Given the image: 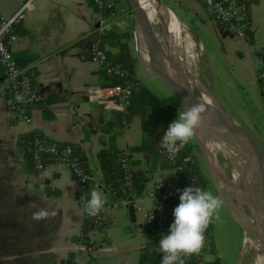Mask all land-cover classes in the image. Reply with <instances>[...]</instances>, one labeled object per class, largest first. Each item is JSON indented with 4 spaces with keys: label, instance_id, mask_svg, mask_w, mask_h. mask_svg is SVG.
Instances as JSON below:
<instances>
[{
    "label": "crops",
    "instance_id": "crops-1",
    "mask_svg": "<svg viewBox=\"0 0 264 264\" xmlns=\"http://www.w3.org/2000/svg\"><path fill=\"white\" fill-rule=\"evenodd\" d=\"M24 1L0 0V13L10 16ZM173 1L218 42L233 75L248 87L255 109L264 114L257 80V59L264 51V0H248L250 40L236 37L214 21L201 0ZM98 22L99 15L91 0H32V8L15 26L18 39L12 45L14 58L20 66L31 67L41 98L31 106L32 121L25 123L11 116L0 96V264L158 262L157 246L143 230L139 217L133 216L127 207H112L99 153L126 150L132 159L139 191L171 175L173 169L159 156L161 147L133 149L146 142L149 132L152 135L160 132L150 125L154 108L143 104L122 112L105 109L88 99L90 89L108 85L106 76L86 52ZM188 25L196 34L192 24ZM125 42L124 38L101 36L110 61L118 53L119 43ZM131 56L135 61L134 76L140 82L137 75L140 64L132 52ZM5 84V74L0 68V87ZM160 100L177 111L173 102ZM32 132L78 147L83 164L100 181L101 188L97 190L106 199L98 213L101 221L97 227L84 229L87 219L77 201L82 187L65 166L48 164L40 171L26 166L19 139ZM261 143L264 145L259 140ZM93 189L89 186L83 191L86 203ZM39 209H56L57 214L35 221L32 214Z\"/></svg>",
    "mask_w": 264,
    "mask_h": 264
},
{
    "label": "built area",
    "instance_id": "built-area-1",
    "mask_svg": "<svg viewBox=\"0 0 264 264\" xmlns=\"http://www.w3.org/2000/svg\"><path fill=\"white\" fill-rule=\"evenodd\" d=\"M99 15V22L90 40L86 52L89 59L98 65L105 76L116 83L98 86L89 90L88 99L101 104L105 109H113L126 112L131 103V98L137 84L130 78L129 71L122 63L110 61L106 50L101 43L104 32L122 33L126 27V15L129 11L117 0H91ZM209 10L214 21L224 26L238 38L250 40V15L247 3L244 0H201ZM32 8V0H26L20 8L10 16L0 13V68L5 74L6 84L0 87L2 97L7 110L17 121L30 123L32 121L31 106L37 103L41 96L35 84L30 66H19L14 58L12 45L18 39L15 26L20 23L27 11ZM257 80L263 83L261 96L264 100V51H261L257 59ZM22 100H17V96ZM27 142L24 152L29 153L33 169L40 171L48 164H61L70 174L80 182L82 192L77 196V201L83 210L84 217L91 227H97L101 218L99 214L89 216L84 211L86 204L83 191L91 186L100 189L101 183L91 171H89L75 154L74 146L70 142H59L44 135L32 134ZM19 141L24 139L20 137ZM184 147L176 155L170 156L166 150L159 148L161 159L171 165V175L159 179L150 185L137 190L135 185V172L132 159L126 150L117 153L116 160L122 170V193L115 194L109 186H105L111 193L112 207H132L135 215L139 217L142 228L154 240L157 248L162 235L169 234V227L174 221L173 210L179 204V194L188 186L199 187L202 190L203 183L197 173L192 172L193 166L199 165V155L191 150L183 154ZM179 190V191H178ZM211 224V223H210ZM210 225L204 236V246L198 254L182 256L184 264H220L207 263L204 256L211 251ZM82 241V234L78 242ZM163 253L159 252L158 263L161 264ZM56 264H61L57 262Z\"/></svg>",
    "mask_w": 264,
    "mask_h": 264
},
{
    "label": "rangeland",
    "instance_id": "rangeland-1",
    "mask_svg": "<svg viewBox=\"0 0 264 264\" xmlns=\"http://www.w3.org/2000/svg\"><path fill=\"white\" fill-rule=\"evenodd\" d=\"M157 1L169 8L179 20L185 22L187 25L188 23L192 24L191 26L196 31L195 35L198 36L197 39L201 46L197 49L198 54L196 62L193 64V68H190L194 77L209 91H212L214 99L220 103L221 107L230 117L236 120L240 125H244L252 129V132L256 135V137L264 143V114L263 112L255 109L252 100H250L248 87L243 86V84L233 75L228 62L225 59L224 52L218 42L212 38L209 32L205 30L185 8L178 5L173 0ZM121 5L124 8H127L123 0H121ZM124 32L125 36L123 38L129 44L131 52L140 64L137 74L140 82H144L157 97L159 96L165 102H173L177 107L178 113L179 109L183 107L170 93L164 83L155 76L153 71L150 70L149 61L142 57L139 41L141 37L137 36L132 11H129L128 13L127 25L124 28ZM155 109L157 111L156 114H158V108L156 107ZM210 138L212 139L211 136ZM257 138L254 137L259 144V140ZM190 141L196 149L195 153L199 155L198 166L204 175V178L201 181L203 183L204 190L211 192L222 201L219 190L207 171L195 136ZM215 147L218 157L224 163L226 169L228 171L232 170L231 158L226 157L224 159L218 151L216 143ZM206 179L208 180L207 182ZM218 214L220 219H213L210 224L211 235L209 242L211 244V251L204 256L205 262L220 264H261L264 261L263 250L244 245L245 241L243 239V229L234 220L231 212L223 201L220 209L218 210Z\"/></svg>",
    "mask_w": 264,
    "mask_h": 264
},
{
    "label": "bare ground",
    "instance_id": "bare-ground-1",
    "mask_svg": "<svg viewBox=\"0 0 264 264\" xmlns=\"http://www.w3.org/2000/svg\"><path fill=\"white\" fill-rule=\"evenodd\" d=\"M139 2L152 26L174 50L175 59L182 64L185 60L189 69H192L197 59V49L201 46L192 29L157 0H139ZM139 41L142 57L149 61L150 70L153 69L155 74V57L141 38ZM198 87L201 90V103L206 109L203 117L207 131L223 158H231L233 177L238 179L239 175L242 176L249 187L262 193L264 190L262 159L240 140L232 124L224 119L222 109L215 102L212 93L202 83H198ZM214 182L223 203L243 229L244 245L262 249L264 252V231L258 225L257 220L244 212L243 208L228 195L220 181L215 180ZM261 264H264V261Z\"/></svg>",
    "mask_w": 264,
    "mask_h": 264
},
{
    "label": "water",
    "instance_id": "water-1",
    "mask_svg": "<svg viewBox=\"0 0 264 264\" xmlns=\"http://www.w3.org/2000/svg\"><path fill=\"white\" fill-rule=\"evenodd\" d=\"M126 2L133 13L137 36L141 37L155 57V76L164 83L182 107H191L193 104L201 103V90L198 87V83L201 82L194 77L184 58L183 64L175 59L174 50L152 26L139 0H126ZM221 109L224 119L232 124L240 140L262 159L264 166V145L262 143L259 145L254 139L257 137L251 131L230 117L223 108ZM194 136L213 182L220 181L228 195L243 208L246 214L255 218L264 231V190L262 193L256 192L247 185L242 176L239 175L238 179H235L231 170L226 169L218 157L215 143L209 136L204 118ZM129 209L134 216L133 208L129 207Z\"/></svg>",
    "mask_w": 264,
    "mask_h": 264
},
{
    "label": "clouds",
    "instance_id": "clouds-1",
    "mask_svg": "<svg viewBox=\"0 0 264 264\" xmlns=\"http://www.w3.org/2000/svg\"><path fill=\"white\" fill-rule=\"evenodd\" d=\"M17 100H22V97L18 95ZM205 110L202 103L180 108L177 119L163 133L160 147L174 157L194 137ZM105 203L103 193L93 189L90 199L84 205V211L89 216H96ZM221 205L219 197L199 187L188 186L180 191L179 204L173 210L174 221L169 227V234L161 236L156 249L163 253L161 264H184L182 256L198 254L204 246L206 229L213 219H220L218 210ZM56 214V209H39L33 212L32 219L46 220Z\"/></svg>",
    "mask_w": 264,
    "mask_h": 264
},
{
    "label": "trees",
    "instance_id": "trees-1",
    "mask_svg": "<svg viewBox=\"0 0 264 264\" xmlns=\"http://www.w3.org/2000/svg\"><path fill=\"white\" fill-rule=\"evenodd\" d=\"M117 1L121 2V0H117ZM123 1H124L125 5L127 6L126 10L131 11L126 0H123ZM244 1L247 3L248 8H249V12H250V5H251L250 2L248 0H244ZM124 33H125L124 31L122 34H116L114 31L104 32L102 34V38L104 37V35L108 34V36H112V37L120 40L121 38H123L125 36ZM111 59L113 60V62L122 63L127 68V70L129 71L130 78L137 84V89L135 90V92L132 95L131 103H130V106L128 108L130 109L132 106H138V105H143V104L146 106L148 105V108H152V109L154 108L155 115L152 118H150L152 120L150 125L153 126V128H156V130L160 131L157 135H155V134L152 135L153 133L149 132V135H148V138L146 139V142H144L140 146H135L133 149L134 150L151 149L152 147H154V149L156 150L157 146L160 147L162 135L167 130L168 125L177 119V111L174 108V106L166 104L163 101H161L143 83L139 82V80L135 78V76H134L135 61H134V59H132L130 47H129L127 42L119 43V51ZM106 78H107V81H106L107 84L116 83V81L114 79H112L108 76H106ZM258 83H259V87L261 89L263 83L262 82L260 83L259 81H258ZM156 107L158 108V114H156L157 113V111L155 109ZM33 133L42 135V134L36 133V132L26 133V134L21 135V138L24 139V141L23 142L19 141V143L23 149L26 147L27 142L29 140H31V138L33 137V135H32ZM192 148H193V144L191 141H189L184 146L183 154L190 153ZM74 152L78 156V160L83 164L84 158L81 156L78 147L75 148ZM117 153H118V151H115V152L114 151L109 152V151H105V150L101 151L99 153V160H100V166H101V170H102L103 177H104V183L107 186H109L111 188V190L113 192H115V194H121L122 193V170L120 168L119 163L116 160ZM25 156H26V166L29 169H31L33 167V165L29 159V153L25 152ZM192 172L197 173L199 176V179L201 181L203 180L204 175L201 172V170L199 169L198 165L193 166ZM207 181L208 180L206 179V182ZM135 185H136V188H138L139 185L136 181V177H135ZM89 227H91V225H90L89 221H86L84 229L87 230V228H89ZM210 228H211V226H210ZM154 264H160V263L155 262Z\"/></svg>",
    "mask_w": 264,
    "mask_h": 264
}]
</instances>
